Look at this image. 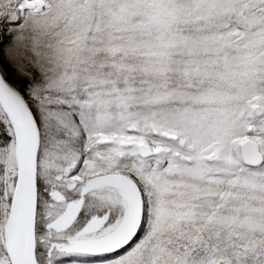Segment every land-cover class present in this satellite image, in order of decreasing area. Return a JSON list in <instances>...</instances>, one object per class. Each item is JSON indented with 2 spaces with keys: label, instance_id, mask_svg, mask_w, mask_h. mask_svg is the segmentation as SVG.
Listing matches in <instances>:
<instances>
[{
  "label": "snow or ice",
  "instance_id": "obj_1",
  "mask_svg": "<svg viewBox=\"0 0 264 264\" xmlns=\"http://www.w3.org/2000/svg\"><path fill=\"white\" fill-rule=\"evenodd\" d=\"M0 264H264V0H0Z\"/></svg>",
  "mask_w": 264,
  "mask_h": 264
}]
</instances>
